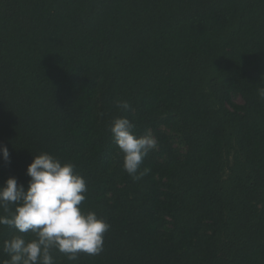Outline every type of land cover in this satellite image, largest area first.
Segmentation results:
<instances>
[{"label":"trees","instance_id":"trees-1","mask_svg":"<svg viewBox=\"0 0 264 264\" xmlns=\"http://www.w3.org/2000/svg\"><path fill=\"white\" fill-rule=\"evenodd\" d=\"M261 87L264 0H0V186L41 151L85 178L104 249L55 264H264ZM119 116L157 141L138 181Z\"/></svg>","mask_w":264,"mask_h":264},{"label":"clouds","instance_id":"clouds-1","mask_svg":"<svg viewBox=\"0 0 264 264\" xmlns=\"http://www.w3.org/2000/svg\"><path fill=\"white\" fill-rule=\"evenodd\" d=\"M264 99V87L257 90ZM117 108L130 111L127 100L116 102ZM135 125L126 116L114 117L108 126L122 154L126 173L138 181L149 169H141L144 159L157 148L150 133L137 135ZM0 156L9 159L8 148L0 144ZM27 187L8 177L0 186V226L16 233L5 239L0 251L9 258L2 264H55L54 251L68 261L80 254L96 256L104 249V235L110 224L95 211L83 209L88 191L85 178L71 161L41 151L27 165ZM31 233V238L26 234Z\"/></svg>","mask_w":264,"mask_h":264},{"label":"rangeland","instance_id":"rangeland-1","mask_svg":"<svg viewBox=\"0 0 264 264\" xmlns=\"http://www.w3.org/2000/svg\"><path fill=\"white\" fill-rule=\"evenodd\" d=\"M238 101H240V99L238 98Z\"/></svg>","mask_w":264,"mask_h":264}]
</instances>
